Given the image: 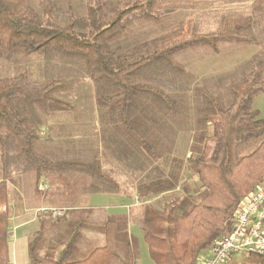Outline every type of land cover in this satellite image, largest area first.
<instances>
[{"label": "trees", "instance_id": "16d2710c", "mask_svg": "<svg viewBox=\"0 0 264 264\" xmlns=\"http://www.w3.org/2000/svg\"><path fill=\"white\" fill-rule=\"evenodd\" d=\"M84 1L85 17L69 6L64 20L56 0H0V62L17 67L0 76V264H11L9 181L46 173L75 182L86 195L120 194L103 157L142 174L139 223L154 264H199L229 232L242 200L264 183V118L254 107L264 94V0ZM215 4L249 5L250 12L221 15L209 31L180 17ZM243 47L256 52L230 72L200 78L185 65ZM33 58L42 61V80L33 79L30 66L20 71ZM86 78L94 87L88 110L99 128L53 136L52 114L91 116L83 102L63 96ZM186 132V168L198 183L182 184L181 195L157 208L153 198L181 186L183 162L174 151ZM92 135L106 154L90 145ZM65 210L69 221L58 238L50 240L46 220L40 222L29 264H137L132 212L93 224L86 221L91 208ZM84 232L102 235L104 244L94 246ZM246 264H264V256L249 255Z\"/></svg>", "mask_w": 264, "mask_h": 264}, {"label": "rangeland", "instance_id": "374dc122", "mask_svg": "<svg viewBox=\"0 0 264 264\" xmlns=\"http://www.w3.org/2000/svg\"><path fill=\"white\" fill-rule=\"evenodd\" d=\"M55 3L56 10H58L61 19L67 20L69 18V6L72 7L76 17L83 18L86 16L84 0H56ZM249 12V5L215 4L212 7L200 11L198 10L196 12H184L180 15V17L182 16L185 19H194V21L202 26L203 31H209L213 30L216 27V19L221 15L238 13L248 14ZM255 52V48L243 47L220 56H211L202 61L191 59L186 62L185 65L191 72H193L200 78L211 77L221 73L230 72L231 70L239 67L240 65L247 62ZM41 64L42 61L33 58L32 62L23 65L20 71H24L29 68L28 66H30V70L33 73V79L37 81L42 80L44 78H42ZM16 69V66L9 65L5 62H0V76H11L16 73ZM63 96H68V100L73 104L83 102V110L86 109L89 113H91V116L88 118V120H84L81 117V110H76L75 114H52L49 117L48 124H52L53 126H55L53 136L67 134L74 130H81L83 135L94 134L95 129L99 128V121L98 116H92L91 110H88L90 108H93L94 101V87L91 80L89 78H86L85 80H83L82 84L76 88V91L74 93ZM254 107L260 112V117L264 118V94H260L256 97L254 101ZM76 114L79 115L78 119H81L79 120V123L77 125L76 121L72 118ZM65 124L67 126H65ZM46 131L47 128H45L44 130V137L46 136ZM191 135L192 134L189 132L181 133V137L177 141L176 149L174 151V156L179 161L183 162L181 175H184V177L181 181V186L179 190L153 198L151 204H153L157 208L161 207L166 202H170L176 196L181 195L183 191L182 188L184 187L182 186V184H187V186L191 189L196 188L195 185L198 183V179L196 176L192 175V173L186 168V158L189 156ZM90 140L92 141L90 145L99 144V148L102 150V152H104L100 137L97 140L95 136L92 135ZM73 145H76V143H73ZM104 153L106 154V152ZM102 163L104 169L107 172L111 173V175L116 178L122 185V191L120 195H86L81 193L80 188L75 182L57 175L46 173H43L41 175L29 173L15 176L8 183V211L12 233L17 235V225L23 221V218H35L37 222L34 223V228L29 225L30 231L27 232V234H31V239L37 232L41 230L40 222H42V220H46V224L43 226V230L49 231V234L47 236L50 240L60 237L65 232L69 220L67 218L50 220L44 219L40 216H38L37 219L35 217V213L36 211H38V209L43 207H59L77 210L91 208L95 212L90 217V221L88 219H86V221L89 223L92 222L93 224H102L108 216L113 214H127L128 209L134 206L133 200L135 201V199L138 197V193L136 192V184H138V182L141 180L142 174L139 172H128L122 165L114 162L112 159H109V161H107L103 157ZM168 165L170 167L171 163ZM164 170H166L167 172L169 168L164 167ZM125 189H127V191H132L135 198L130 199ZM137 209H139L140 211L141 207L139 206V208ZM132 213L133 219L130 223V233L134 236V239L138 243L140 251L137 264H154L149 254L148 245L143 238L142 229L140 225H138V220L140 221L141 215L135 216L134 208ZM84 234L94 246H100L104 244V238L102 235L90 232H84ZM22 257V260L25 261V264H29L30 260L28 251H26L22 255ZM247 258L248 256L246 255L230 257L227 264H246Z\"/></svg>", "mask_w": 264, "mask_h": 264}, {"label": "built area", "instance_id": "2783aa9c", "mask_svg": "<svg viewBox=\"0 0 264 264\" xmlns=\"http://www.w3.org/2000/svg\"><path fill=\"white\" fill-rule=\"evenodd\" d=\"M37 214L57 219L66 210L43 207ZM252 254L264 256V183L242 200L229 232L213 241L210 255L203 254L199 264H227L230 257Z\"/></svg>", "mask_w": 264, "mask_h": 264}, {"label": "crops", "instance_id": "0c3cea01", "mask_svg": "<svg viewBox=\"0 0 264 264\" xmlns=\"http://www.w3.org/2000/svg\"><path fill=\"white\" fill-rule=\"evenodd\" d=\"M125 191L127 192L128 197H130V199L135 198L134 193L132 191H127V189H125ZM120 194H116V195H120ZM97 195L108 196V195H103V194H97ZM125 197H127V196H125ZM133 203H134V206H132V207H130V209H128L127 214L131 213L133 211V208H134L135 216L140 215L141 211H139V209H137V208H139L138 199L136 198L135 201L133 200ZM135 207H137V208H135ZM113 215H126V214L123 213V214H113ZM38 216L39 215L37 214V211H36L35 217L37 219H38ZM36 222H37V220L35 218H31V219L23 218V221L17 225V227H18L17 235L12 233L11 244H10V258L12 260V264H25V261L22 260L23 259L22 255L26 251H28V246H29V243L31 241V238H30L31 234H27V232L30 231L29 225H31L33 227L34 223H36ZM138 223H139V220H138ZM138 225H140V223ZM205 255L209 256L210 250L206 251Z\"/></svg>", "mask_w": 264, "mask_h": 264}]
</instances>
